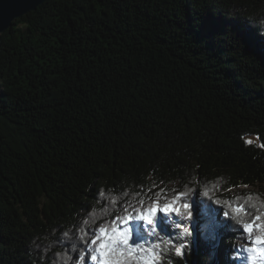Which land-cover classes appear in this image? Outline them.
<instances>
[{
  "label": "trees",
  "instance_id": "trees-1",
  "mask_svg": "<svg viewBox=\"0 0 264 264\" xmlns=\"http://www.w3.org/2000/svg\"><path fill=\"white\" fill-rule=\"evenodd\" d=\"M261 145L264 0H45L0 33V264H100L128 215L141 264H247ZM193 199L192 232L135 219Z\"/></svg>",
  "mask_w": 264,
  "mask_h": 264
},
{
  "label": "snow or ice",
  "instance_id": "snow-or-ice-1",
  "mask_svg": "<svg viewBox=\"0 0 264 264\" xmlns=\"http://www.w3.org/2000/svg\"><path fill=\"white\" fill-rule=\"evenodd\" d=\"M246 143L251 144V140H247ZM264 147V145H261ZM179 198V197H177ZM184 208H189L190 205L184 204ZM179 209L174 207L173 204H165L163 208H159L154 205L146 212H141L139 215L135 217V219L143 221L148 226H153L155 222V218L159 213L169 214L173 212H178ZM227 215V213H225ZM116 219L120 220L122 225H128L133 220L131 215L124 216L122 218L117 217ZM261 216H255L254 222L247 223L240 229L242 232L247 233L249 237L252 236L254 231H258L260 235H257L254 239H250L249 243L257 246L250 247L246 249L248 252H259L261 259V264H264V223H261ZM180 224H177V227H180ZM98 227V233L95 231L88 230V234H90L91 238L87 241V245L97 246L96 254H92L88 252L84 256H78L82 262H86L88 258L92 261L99 260L100 264H141V260L139 258L138 249H140L139 244H131L132 240V229L125 227L124 230H120L119 228L113 226L111 229V234H109V230L104 227ZM152 231L155 232V228H152ZM185 231L187 229L185 228ZM136 237L137 239H143V235L141 234L139 228L136 229ZM177 255L182 254L181 248H176ZM155 256V253H152L147 259H144L142 264H156L155 260L152 258ZM251 264H256L255 257H250Z\"/></svg>",
  "mask_w": 264,
  "mask_h": 264
},
{
  "label": "rangeland",
  "instance_id": "rangeland-1",
  "mask_svg": "<svg viewBox=\"0 0 264 264\" xmlns=\"http://www.w3.org/2000/svg\"><path fill=\"white\" fill-rule=\"evenodd\" d=\"M197 205V202L195 199L191 200L190 207L184 208L181 207L182 214L178 217L173 213L164 214L159 213L157 217L155 218V222L153 226L146 225L143 221L144 227L147 228V231H152V228H155V230L159 233L167 232V231H173L178 230L185 231V228L187 231L192 232L194 228V221L196 219V210L195 206ZM162 208V207H161ZM177 224H180V227H177ZM125 227L130 228L128 225H124L120 230H124ZM177 231V230H176ZM254 239V238H253ZM245 246V256H246V263L251 264L250 257H255L256 264H261L262 257L260 256L259 252H248L246 249L250 247H257L249 243V241H242L241 242ZM180 248V247H179ZM100 263V262H99Z\"/></svg>",
  "mask_w": 264,
  "mask_h": 264
},
{
  "label": "water",
  "instance_id": "water-1",
  "mask_svg": "<svg viewBox=\"0 0 264 264\" xmlns=\"http://www.w3.org/2000/svg\"><path fill=\"white\" fill-rule=\"evenodd\" d=\"M45 0H0V33L21 15L36 9Z\"/></svg>",
  "mask_w": 264,
  "mask_h": 264
}]
</instances>
